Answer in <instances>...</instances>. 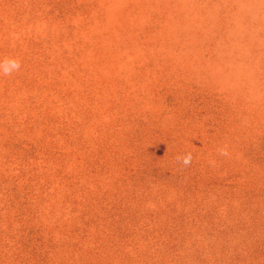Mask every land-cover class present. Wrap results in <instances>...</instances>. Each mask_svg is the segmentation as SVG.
<instances>
[{
	"label": "rangeland",
	"instance_id": "obj_1",
	"mask_svg": "<svg viewBox=\"0 0 264 264\" xmlns=\"http://www.w3.org/2000/svg\"><path fill=\"white\" fill-rule=\"evenodd\" d=\"M5 58L0 264H264V0H0Z\"/></svg>",
	"mask_w": 264,
	"mask_h": 264
},
{
	"label": "clouds",
	"instance_id": "obj_2",
	"mask_svg": "<svg viewBox=\"0 0 264 264\" xmlns=\"http://www.w3.org/2000/svg\"><path fill=\"white\" fill-rule=\"evenodd\" d=\"M22 66V62L18 58H5L0 60V73L3 75H11L14 71H19ZM226 154V153H222ZM178 162L187 166L192 161L191 153H186L177 157Z\"/></svg>",
	"mask_w": 264,
	"mask_h": 264
}]
</instances>
